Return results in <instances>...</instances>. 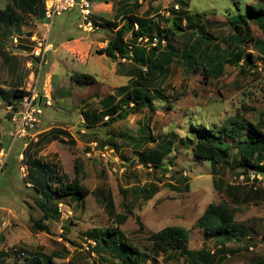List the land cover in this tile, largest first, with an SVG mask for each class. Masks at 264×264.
<instances>
[{
    "label": "rangeland",
    "instance_id": "374dc122",
    "mask_svg": "<svg viewBox=\"0 0 264 264\" xmlns=\"http://www.w3.org/2000/svg\"><path fill=\"white\" fill-rule=\"evenodd\" d=\"M119 1L93 3L88 21L91 27L87 28L84 25L88 22L83 21L78 9L48 24L14 5L16 20L12 25L0 21V114H3L0 130H7L11 116L7 112V106L14 99L13 94H8L13 88L11 79L17 80L16 76H20L27 84V62L34 46L33 43L31 47L32 40L48 36L54 50L46 56L40 88L50 93L52 106L44 109L38 140L45 135L43 133L61 129L70 134L75 145L50 142L48 138L43 141L39 156L71 179L76 178L91 193L82 201L70 198L60 202V218L45 221L50 225L52 235L33 231L30 218L40 220L43 212L37 205L38 193L28 184L27 177H22L21 168L28 167L26 154L37 151L38 140H17L11 148L12 124L9 125L11 129L6 131L5 143L0 145V153L11 148L1 173L10 168L15 170L13 176L3 175L0 179V208L7 209L4 220L0 214V252L6 253V264H25L27 258L40 254L53 256L54 264H121L117 259L112 260L114 251L98 253L94 250L95 231L109 228V231L118 229L123 233V237L118 236V244L123 246L126 254L131 255L130 246L149 255L150 260L143 264H202L186 256L156 255L147 237L164 228L191 230L192 237L187 246L194 251L202 248L215 251L217 260L214 264H257L256 257L264 259V192L254 194L249 187L236 184L234 177L240 168L194 157L187 139L196 141L204 133V126L215 124L219 128L228 126L232 119L240 121L241 118L262 123L260 139L264 137V55L256 46L264 39V32L258 23L248 22L252 40L242 46L252 54L254 67L248 69L243 62L240 66L228 65L223 77L206 82L198 74L187 76L183 62L178 59L173 63L168 79L150 94L153 110L146 108L113 123L108 118L101 119L104 112L101 101L136 78L137 68L131 60H113L100 51L116 35L112 23L123 25L149 13L158 25L168 28L166 19L171 11L186 8L182 6L186 3L192 14H206L203 23L210 25L206 31L217 39L214 43H219L225 52L223 50L228 46L221 40L228 39L234 32L228 20L246 13L248 7L259 0L144 1L126 17ZM7 5H13L12 1L0 0V11ZM160 16H163L162 22ZM15 37L19 38L18 47L13 46ZM173 42L176 49L184 50L186 36L180 33ZM161 49H166V43ZM78 75H90L95 82L79 84L76 82ZM120 105L121 111L128 109L127 104ZM83 112L96 121L90 129L85 128ZM224 140L229 145L225 160L231 164L237 150L228 137L224 136ZM101 141L111 142L118 150L111 146L99 147ZM170 142L172 151L162 159L161 169L150 166L148 157L158 146H168ZM185 142L188 143L186 148ZM92 143H98V147L94 148ZM29 144L33 145L30 150ZM21 154L25 156L23 160ZM218 178L226 183L227 193L225 186L215 189ZM108 196L113 198L112 208L106 205ZM221 200L236 210L237 222L233 227L238 236L237 240L228 242V246L218 248L220 238L214 240L211 237L206 241L204 230L194 227V223L211 203ZM127 209L133 214L119 226L116 217L125 215ZM137 217L144 224L143 232ZM244 219L249 220L247 224L252 223L254 232L240 233L243 227L239 224ZM100 239L97 235V240Z\"/></svg>",
    "mask_w": 264,
    "mask_h": 264
},
{
    "label": "trees",
    "instance_id": "16d2710c",
    "mask_svg": "<svg viewBox=\"0 0 264 264\" xmlns=\"http://www.w3.org/2000/svg\"><path fill=\"white\" fill-rule=\"evenodd\" d=\"M13 5H7L4 11H0V21H4L12 25L15 18V11L12 6L22 8L25 13L37 17L42 22H45V0H11ZM109 2L110 0H91L92 3ZM153 2L155 0H143ZM140 0H120L119 5L124 17L130 16L133 9L139 7ZM180 4V3H179ZM186 8L173 9L170 17L166 19L169 27L164 28L152 19L149 13L144 17L136 18L134 21L126 22L119 25L116 22L112 23L116 31V35L112 38L106 48L100 51L101 54L106 55L113 60L126 59L135 63L137 72L136 78L129 81L128 85L118 88L114 94L109 95L101 101L103 118H108L110 123L126 119L129 115L138 113L146 108L152 109L151 92L158 89L170 76L172 65L176 60L183 62V70L186 75L198 74L204 77L206 82L210 80H218L225 74V69L228 65L243 66L248 69L254 67V59L251 53H247L242 49L246 41L252 40L251 29L248 22H257L258 27L264 32V0H259L255 5H250L246 13H239L235 17L228 20V24L234 30L233 35L228 39H222L221 42L228 46L222 52L219 43H214L217 39L206 31L207 25L203 23V17L206 14H192L187 8L186 3H182ZM81 15V14H80ZM118 18V17H117ZM119 19V18H118ZM161 22L163 16H160ZM184 24H186L184 26ZM138 26V29H135ZM102 27V25H101ZM190 31H193L189 33ZM196 32V33H195ZM183 33L186 36L184 43V50L176 49L174 39ZM186 33V34H184ZM132 36L129 38V36ZM141 37L149 39V46L138 44ZM157 39L156 46H152L153 40ZM166 42V49L162 50L163 42ZM230 41V42H229ZM259 52L264 55V39L257 42ZM132 48V49H131ZM133 52L134 57L130 56ZM244 73V69H241ZM76 82L83 85H92L95 80L90 75H78ZM208 84V83H206ZM0 94H2L0 92ZM25 91L23 89H16L13 93L14 99L9 104L18 103ZM5 97V96H4ZM6 98V97H5ZM120 103L127 104L124 111ZM131 107H128V106ZM133 106V107H132ZM153 110V109H152ZM90 114L83 112L84 124L86 129H90L95 125ZM99 121V117H95ZM151 117L148 119L150 122ZM11 121V116H10ZM110 123H107L109 125ZM204 133L198 136L196 141L187 139V142L192 145L191 151L194 157L201 161H209L217 165L223 162L231 168L238 167L239 173L248 174L249 171H255L264 176V140L260 139L262 131V123H253L249 120L241 118L232 119L228 126L217 128V125L204 126ZM244 132H246L244 134ZM48 134H52L48 137ZM42 136L35 146H38L35 153L28 152L27 165H28V184L30 183L38 193L37 205L43 212V218L37 220L33 217L30 218L31 229L35 232L46 233L52 235L49 224L45 221L49 219H59L60 210L58 209L60 202L66 199L84 200L91 193L83 185L79 184L77 180L65 173L60 172L55 166L49 165L42 158H39L41 145L44 140L50 139V142L58 141L63 144H68L70 147L75 145V141L69 139L64 140L63 137H69L67 131L55 129L50 133ZM224 136L228 137L237 150V155L231 164L225 160L228 157L229 145L225 142ZM243 136V137H242ZM122 137V136H121ZM242 137V138H241ZM141 142V141H140ZM146 141H143V143ZM148 142V141H147ZM188 143H183V146ZM32 144L27 148L30 150ZM106 146L113 147L116 151L117 146L110 143L100 142L99 147ZM172 143L168 146H158L147 161L149 165L155 169H161L162 159L167 157L172 151ZM237 162V163H236ZM148 165V166H149ZM215 189H221L219 186H225L226 183L221 179H215ZM245 187V186H244ZM228 190V189H227ZM252 192L258 193L259 191ZM106 205L112 208L113 198L108 196ZM125 215H118L116 218L119 220V226L126 222L133 212L127 209ZM236 210L231 207L226 201L221 200L219 203H211L205 210L204 214L197 220L194 227L201 228L207 237L221 236L224 243L237 240V234L234 233ZM110 214L114 216L113 211ZM137 222L140 231L145 230L144 224L137 217ZM110 230V228H109ZM109 230H96V236H93L95 252L104 253V251L115 252L112 260L117 259L121 264H143L150 260L146 253H141L135 247L131 249V255L123 251V246L119 245L118 236L123 237L118 229L115 231ZM191 230L164 228L161 231L150 234L147 239L153 244L152 251L156 255L168 254L173 256H186L192 260L200 261L202 264H214L217 260L216 253L211 254L207 250L193 252L187 248L189 235ZM97 235L101 236L97 240ZM112 245L115 248H112ZM54 257L44 256L42 254L35 255L27 258L25 264H54ZM114 264V263H113Z\"/></svg>",
    "mask_w": 264,
    "mask_h": 264
},
{
    "label": "built area",
    "instance_id": "2783aa9c",
    "mask_svg": "<svg viewBox=\"0 0 264 264\" xmlns=\"http://www.w3.org/2000/svg\"><path fill=\"white\" fill-rule=\"evenodd\" d=\"M143 2V0H140ZM79 10L84 22H88L92 15L93 3L90 0H45V19L48 24H51L55 18L62 16L68 12ZM86 22V23H87ZM85 28L91 27V23L84 25ZM138 29V26H135ZM132 36L130 35L129 38ZM30 59L27 62L28 67V82L24 87L25 94L18 103L7 106V112L11 115L12 129L10 131L11 148L17 140H35L38 139V128L42 122L44 109L52 106L50 93L46 89L40 88V76L42 67L46 64V56L54 50V46L49 42V37L33 39ZM149 39L141 37L138 44L141 46H149ZM158 40H153L152 46H156ZM165 41L163 44L165 45ZM13 46H19V38L13 39ZM132 49V48H131ZM134 57L133 52L130 53ZM94 148L98 147V143H92ZM11 148L7 151L2 150L0 156V173L7 163ZM109 148L108 146L104 147ZM23 160V156H20ZM22 177H27V168H21ZM236 184H241L249 187L253 191L264 192V176L255 172L249 171L248 174L239 173L234 177Z\"/></svg>",
    "mask_w": 264,
    "mask_h": 264
},
{
    "label": "crops",
    "instance_id": "0c3cea01",
    "mask_svg": "<svg viewBox=\"0 0 264 264\" xmlns=\"http://www.w3.org/2000/svg\"><path fill=\"white\" fill-rule=\"evenodd\" d=\"M35 39H38V38H35ZM31 46H32V43H31ZM16 77H18V79L16 80L15 79V77H13L12 79H11V81H10V86L11 87H13V88H10V89H12V90H9L8 91V94H13L14 93V91L16 90V89H24V85H26V83H25V81H23V77H20V76H16ZM11 100V99H10ZM9 100V101H10ZM4 114H6V111H4ZM1 115H3V114H0V116ZM1 118V117H0ZM42 123V122H41ZM83 123H84V118H83ZM9 125H11V122H10V118H9V122L6 124V129L9 131L10 129H11V127L9 126ZM40 127H41V124H40V126H39V128H38V136H40V134H41V132L39 131V129H40ZM6 130V131H7ZM6 131L5 132H2L1 130H0V145L1 144H3V143H5L3 140H5L4 139V137H5V135H6ZM50 132V131H49ZM43 134H46V133H43ZM42 134V135H43ZM70 135V134H69ZM63 139L64 140H66V141H68L69 139H71V140H73L72 139V137H63ZM38 140V139H37ZM33 141V140H32ZM55 142H58V141H55ZM5 146H6V144H5ZM24 146H27V145H24ZM28 152H27V154H26V156H28ZM21 156H23V158L25 157L24 156V154H21ZM39 158H41L40 156H39ZM21 159V158H20ZM14 173H15V170L14 169H12V168H10L9 169V171H4V172H2L1 173V175H0V179H2L1 178V176L3 177V175H4V177L7 175H9V177H11V176H13L14 175ZM6 176V177H7ZM8 178V177H7ZM8 180V179H7ZM0 183H1V181H0ZM1 190H3V188H1ZM7 209H2V208H0V214H2L1 215V219H5V216H4V212L6 211ZM204 210H206V209H204ZM205 212V211H204ZM197 222V221H196ZM235 222H237V220L235 219ZM249 222V220H243L241 223L242 224H239V223H237V224H239V226L240 225H242L241 227H243V230L240 232L242 235L244 234V233H250V232H254V229L252 228V223L250 222L249 224H247ZM194 225H195V223H194ZM201 229V228H200ZM0 230H2L1 228H0ZM204 236H205V240L206 241H210L211 240V237H207L206 235H205V233L203 234ZM191 237H192V232L190 233V235H189V241H188V243L190 244V239H191ZM217 238H220V241H217V242H219L220 243V245L218 246V248H223V247H226V246H228L227 245V243H224V239H223V237H221V236H219V237H214V238H212V239H217ZM188 243H187V245H188ZM187 248L189 249V250H191V251H193V252H199V251H201V250H207V251H209V249H207V248H202V249H195V251L194 250H192V249H190L188 246H187ZM211 254H214L215 253V251H209ZM8 257H7V255H6V253H4L3 251L2 252H0V264H6V262H8L6 259H7ZM220 259H218V261H219ZM255 260H257V264H264V259H263V257H256L255 258Z\"/></svg>",
    "mask_w": 264,
    "mask_h": 264
}]
</instances>
